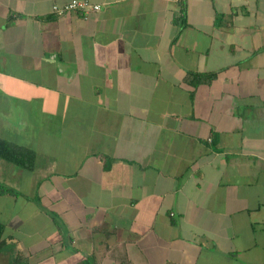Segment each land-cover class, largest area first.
<instances>
[{
	"label": "crops",
	"instance_id": "obj_1",
	"mask_svg": "<svg viewBox=\"0 0 264 264\" xmlns=\"http://www.w3.org/2000/svg\"><path fill=\"white\" fill-rule=\"evenodd\" d=\"M68 1L0 0V264H264V0Z\"/></svg>",
	"mask_w": 264,
	"mask_h": 264
},
{
	"label": "trees",
	"instance_id": "obj_2",
	"mask_svg": "<svg viewBox=\"0 0 264 264\" xmlns=\"http://www.w3.org/2000/svg\"><path fill=\"white\" fill-rule=\"evenodd\" d=\"M214 74L212 75H201L195 74L191 72H186L183 81L189 85L191 88L197 87L200 84L209 83ZM1 160L3 159L5 162L9 163L10 165L26 170L32 171L33 163H34V154L30 151H23L13 147L12 145H6L2 148V152L0 155ZM4 195H10V197H17L18 194L14 190L10 189V187L6 185H0V197ZM55 225H57L56 220H53ZM59 229V228H57ZM14 264L19 263L17 260H13ZM90 260L86 259L83 261L82 264H89ZM25 264V263H23ZM91 264L93 262L91 261Z\"/></svg>",
	"mask_w": 264,
	"mask_h": 264
},
{
	"label": "built area",
	"instance_id": "obj_3",
	"mask_svg": "<svg viewBox=\"0 0 264 264\" xmlns=\"http://www.w3.org/2000/svg\"><path fill=\"white\" fill-rule=\"evenodd\" d=\"M98 10L99 6L97 5H87L85 2H79L75 0H70L64 5L54 6L51 9V13L56 17H59L67 12H86L88 10Z\"/></svg>",
	"mask_w": 264,
	"mask_h": 264
},
{
	"label": "rangeland",
	"instance_id": "obj_4",
	"mask_svg": "<svg viewBox=\"0 0 264 264\" xmlns=\"http://www.w3.org/2000/svg\"><path fill=\"white\" fill-rule=\"evenodd\" d=\"M6 164V163H4L3 161L1 162L0 161V164ZM8 179L10 180V178L8 177ZM3 184V183H2ZM39 244H43V242L42 243H39ZM61 255H63V254H61ZM61 255H59V256H54L52 259H46L45 261H43L41 264H57V262H58V260L60 259V258H63V256H61ZM29 262H31V264H40V262H36L35 263V258L34 259H31V261H29ZM29 262L27 263V264H29ZM20 264H23V262L21 261V263Z\"/></svg>",
	"mask_w": 264,
	"mask_h": 264
}]
</instances>
